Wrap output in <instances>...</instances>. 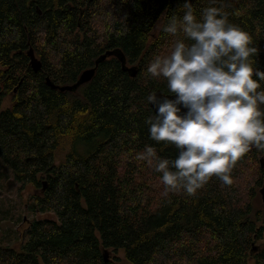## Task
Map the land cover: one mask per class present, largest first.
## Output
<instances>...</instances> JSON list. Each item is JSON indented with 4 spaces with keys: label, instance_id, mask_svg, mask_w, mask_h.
<instances>
[{
    "label": "trees",
    "instance_id": "16d2710c",
    "mask_svg": "<svg viewBox=\"0 0 264 264\" xmlns=\"http://www.w3.org/2000/svg\"><path fill=\"white\" fill-rule=\"evenodd\" d=\"M191 2L198 19L215 6L247 31L253 67L264 71V0ZM183 3L0 0V108L11 96L0 110V164L32 186L28 211L51 215L28 223L19 248L0 243V264H264V205L256 201L264 150L253 146L235 162L230 185L213 176L191 196L165 194L155 158H139L146 145L160 158L178 154L150 139L147 96L171 93L146 69L184 38L162 30L183 16ZM113 50L135 77L114 56L95 65ZM91 68L75 91L46 83L70 86ZM104 251L121 252L123 263L105 262Z\"/></svg>",
    "mask_w": 264,
    "mask_h": 264
},
{
    "label": "clouds",
    "instance_id": "9594fccd",
    "mask_svg": "<svg viewBox=\"0 0 264 264\" xmlns=\"http://www.w3.org/2000/svg\"><path fill=\"white\" fill-rule=\"evenodd\" d=\"M183 9L162 30L184 38L154 56L146 69L174 94L147 96L156 108L145 120L150 139L173 144L178 154L160 158L146 145L139 158L149 163L155 158L165 194L183 190L191 196L213 176L230 185L235 162L253 146L264 150V71L253 67L257 49L251 36L229 22L227 13L210 6L198 19L191 0H184Z\"/></svg>",
    "mask_w": 264,
    "mask_h": 264
},
{
    "label": "rangeland",
    "instance_id": "374dc122",
    "mask_svg": "<svg viewBox=\"0 0 264 264\" xmlns=\"http://www.w3.org/2000/svg\"><path fill=\"white\" fill-rule=\"evenodd\" d=\"M11 106V96L6 97L0 110ZM34 190L32 186H22L16 183L11 172L0 164V243L12 248H19L24 238L28 223L33 219L50 218L51 215H42L39 212L31 213L28 211V202ZM262 205L261 196L258 190V199ZM261 242H256L258 247ZM109 259L116 263H123L121 252L110 253Z\"/></svg>",
    "mask_w": 264,
    "mask_h": 264
},
{
    "label": "water",
    "instance_id": "95a60500",
    "mask_svg": "<svg viewBox=\"0 0 264 264\" xmlns=\"http://www.w3.org/2000/svg\"><path fill=\"white\" fill-rule=\"evenodd\" d=\"M89 1H92V0H89ZM109 56H114V57L118 58V60L122 63L123 69L125 71H127L131 75V77H135V75H136V69L135 68H127V67H125L124 57L122 56V54L118 50H113V51L105 52L103 55H101L96 60L95 65L97 66L98 63L104 61ZM30 65H31V68L33 69L34 72H37L39 70V68H40V63L38 61H36L33 58L32 55H31ZM94 71H95V68H91V69L85 70L80 75V77L78 78V80L73 85H70V86H58V85H54V84H52L48 80V78H46V83L51 88L57 89L59 91H75L82 84H85V83H87V82H89L91 80V78L94 75ZM156 93H157L158 97H161V98H163L165 96H167L170 99L171 98H174V94H165V93H162L159 90H156ZM149 106H150V108L152 109V111L155 114L156 108L151 103H149ZM183 111H186V110L185 109H182V113H183ZM260 167L261 168L264 167V162H263V159L262 158H260ZM259 193H260V196H261V201L264 203V186L260 189ZM108 258H109L108 253L106 251H104L103 252V259H104V261L107 262L108 261Z\"/></svg>",
    "mask_w": 264,
    "mask_h": 264
}]
</instances>
